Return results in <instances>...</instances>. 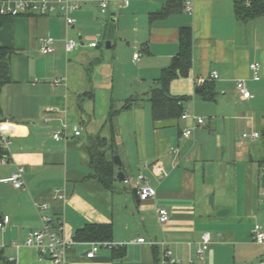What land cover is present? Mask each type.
Returning <instances> with one entry per match:
<instances>
[{
    "label": "crops",
    "instance_id": "1",
    "mask_svg": "<svg viewBox=\"0 0 264 264\" xmlns=\"http://www.w3.org/2000/svg\"><path fill=\"white\" fill-rule=\"evenodd\" d=\"M169 1L110 0L101 12L97 0H81L70 14L72 26L53 13L15 16L0 27V46L14 50L11 81L0 93V125L10 140L0 179L17 166L24 169L23 187L0 181V220L9 217L0 229V262L53 264L24 243L44 213L60 221L70 242L64 250L67 264L258 263L263 247L253 240L252 229L258 224L264 230V13L242 20L234 4L251 0H193L190 13L183 8L149 21V14ZM111 17L114 38L105 48ZM181 27L192 33V65L169 90L185 96L184 111L203 122L188 116L155 128L147 93L176 55ZM45 36L55 39L53 53L40 52ZM70 37L79 45L67 52ZM93 41L95 47L89 45ZM252 62L259 64L258 80L252 78ZM212 71L218 74L211 80L215 96L204 100L195 86ZM238 79L251 98L240 97ZM130 97L141 100L114 120L122 162L114 164L115 175L122 170L129 184L114 179L107 189L91 175L87 146L98 133L109 136V109ZM64 125L65 137L55 140L53 133ZM73 126L80 135H74ZM185 128H192L191 136L183 137ZM138 174L143 176L139 186L153 187L154 196H135ZM42 204L47 209L40 211ZM158 208L168 212L164 223L157 219ZM99 223L110 224L109 242L122 246L100 247L88 258L92 244L101 241L76 240V232ZM204 233L209 243L200 258ZM138 237L145 241L135 242ZM166 249L176 263L164 256Z\"/></svg>",
    "mask_w": 264,
    "mask_h": 264
},
{
    "label": "trees",
    "instance_id": "2",
    "mask_svg": "<svg viewBox=\"0 0 264 264\" xmlns=\"http://www.w3.org/2000/svg\"><path fill=\"white\" fill-rule=\"evenodd\" d=\"M2 1V0H0ZM183 9L181 0L166 2L160 9L149 14V21L163 19ZM235 15L242 20H248L264 13V1L251 0L248 3L236 1L234 4ZM37 15V14H30ZM13 16L0 14V27ZM13 49L0 46V93L3 87L11 81L10 57ZM192 65V33L189 27H181L178 36V51L172 58L168 67L161 70L155 80V85L147 93V101L150 103L151 117L155 128H163L169 123L178 121L184 112L183 102L185 96H175L170 93V83L177 78L187 77ZM212 79L205 80L202 85H196L195 94L204 100H213L215 96L214 83ZM141 98L130 97L126 99L119 108L111 107L108 111L106 125L109 136L97 134L89 139L88 153L91 175L97 179L105 188L112 189L114 183L115 169L112 161L115 150V124L114 120L125 109L137 104ZM1 115V108H0ZM264 148V125L260 132ZM8 155L7 151L0 146V155ZM264 165V152L261 159ZM112 228L110 224H88L76 232V240L81 241H110ZM0 264H10L2 259Z\"/></svg>",
    "mask_w": 264,
    "mask_h": 264
},
{
    "label": "built area",
    "instance_id": "3",
    "mask_svg": "<svg viewBox=\"0 0 264 264\" xmlns=\"http://www.w3.org/2000/svg\"><path fill=\"white\" fill-rule=\"evenodd\" d=\"M99 2L101 12H105L110 0H97ZM127 2L129 0H119ZM183 3V8L185 12H192L193 9V0H181ZM81 0H2L0 1V14L1 15H10V16H19V15H28V14H37L43 16H49L53 13H59L65 21L66 26H72L75 22V19L71 17V13L77 10L80 7ZM79 45V41L76 38L70 37L65 40V50L67 52L73 51ZM91 47H95L97 42L93 41L89 44ZM55 50V39L51 36H45L41 39L40 43V52L42 54H50ZM134 58H137L138 54H133ZM249 69L252 72V78L254 80L259 79L258 70L259 64L257 62H252L249 65ZM218 74L215 71H212L208 79H216ZM57 80L54 82L56 83ZM200 80H198L199 84ZM197 84V85H198ZM235 87L239 92V95L242 99H249L252 97L250 91L248 90L244 80L238 79L236 81ZM188 116H191L196 124H201L203 119L201 117H196L192 114H189L187 111H184L181 114V119H186ZM1 124V118H0ZM66 126L64 125L61 129L53 133V138L59 140L65 137L66 135ZM73 133L75 136L80 135V129L77 126L72 127ZM183 137H189L192 135V128H185L182 132ZM251 136L258 137V132H252ZM243 136H247V133H244ZM10 140L7 136L4 135L1 125H0V146L2 149L7 151ZM9 161L8 155H0V165L6 164ZM24 169L22 166H17L16 170L7 177L0 179L1 182L10 183L15 188H21L24 185L23 180ZM125 183L129 184V179L124 180ZM143 182V176L141 174L136 175L133 180L135 188L137 189L138 196L142 199L150 198L154 196L155 189L151 186L141 185ZM47 209L46 204H42L39 207L40 211ZM40 226L38 228L28 231L24 243L28 246H33L36 248L40 258L48 259L53 264H67L64 260V250L69 245V241L65 238L62 230L60 221H54L51 217L47 216L44 213L39 214ZM157 219L160 223H164L168 220V212L164 208L157 209ZM9 221L8 216H3L0 220V229ZM252 238L253 240L260 244L263 247V254L259 259L257 264H264V230L260 225L255 224L252 229ZM145 241L144 237H138L135 239V242L142 243ZM209 243V234L204 233L202 239L197 248V253L200 258L203 257L204 252L206 251ZM122 244L112 243L109 241L104 242H95L92 244L91 249L86 253L88 258L94 257L96 252L100 247L108 248H118ZM170 251L166 249L164 251V256L168 258L170 263H176L177 260L170 258Z\"/></svg>",
    "mask_w": 264,
    "mask_h": 264
},
{
    "label": "water",
    "instance_id": "4",
    "mask_svg": "<svg viewBox=\"0 0 264 264\" xmlns=\"http://www.w3.org/2000/svg\"><path fill=\"white\" fill-rule=\"evenodd\" d=\"M114 30H115V26H114V21H113V17L110 18V21L107 25V30H106V36H105V48H109L110 47V43L111 40L114 38ZM80 39V38H79ZM112 161L114 164H116L118 167L122 166V162L121 159L118 155V152L116 150L113 151V157H112ZM115 180L118 181H123L126 179L125 174L123 173L122 170H119L116 175H115ZM133 193L135 194V196H138L137 193V189L133 188Z\"/></svg>",
    "mask_w": 264,
    "mask_h": 264
},
{
    "label": "rangeland",
    "instance_id": "5",
    "mask_svg": "<svg viewBox=\"0 0 264 264\" xmlns=\"http://www.w3.org/2000/svg\"><path fill=\"white\" fill-rule=\"evenodd\" d=\"M106 15H108V14H106ZM102 48H104V47H102Z\"/></svg>",
    "mask_w": 264,
    "mask_h": 264
}]
</instances>
